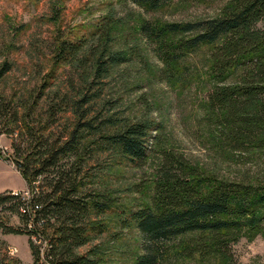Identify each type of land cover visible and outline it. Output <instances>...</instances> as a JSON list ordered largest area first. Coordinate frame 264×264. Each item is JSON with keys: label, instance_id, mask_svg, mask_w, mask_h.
<instances>
[{"label": "rangeland", "instance_id": "rangeland-1", "mask_svg": "<svg viewBox=\"0 0 264 264\" xmlns=\"http://www.w3.org/2000/svg\"><path fill=\"white\" fill-rule=\"evenodd\" d=\"M228 1L173 0L151 9L129 0H0V67L5 63L11 66L0 81V93L27 106L22 112L31 114L26 121L28 127L58 141L67 140L85 121L78 120L73 105L88 88V67L92 63L88 49L100 43L103 21L111 14L118 23L112 27L110 48L124 51L131 62L116 67L112 78L106 80L104 98L93 105L88 121L99 128L104 118L113 116L119 124L147 121L153 126L148 157L141 163L103 145L101 134L95 130L80 133L83 190L103 195V199L112 201V208L100 219L106 231L93 236L79 253L97 249L102 264H136L141 236L133 226L124 227L123 217L149 203L165 152L183 156L206 176L220 181L264 186V149L233 151L220 146V133L207 98L218 84L210 71L212 47L171 61L166 57L170 39L155 42L144 39L141 33L147 23L162 28L218 17ZM64 42L85 43L78 54V65L57 61ZM64 96L71 105L59 111ZM13 141L12 136L0 137V194H21L29 200L31 190L14 162ZM75 162V158L69 160ZM9 207H0V253L7 260L22 263L18 251L11 254L13 248L5 240L14 243L29 237L4 232L9 227L24 228L21 216ZM199 238L191 235L184 242ZM179 245L178 240L169 246L166 264H264V224L261 230L245 231L231 246V261L201 253L192 258L177 256Z\"/></svg>", "mask_w": 264, "mask_h": 264}, {"label": "trees", "instance_id": "trees-1", "mask_svg": "<svg viewBox=\"0 0 264 264\" xmlns=\"http://www.w3.org/2000/svg\"><path fill=\"white\" fill-rule=\"evenodd\" d=\"M129 1L159 9L173 0ZM117 23L112 14L106 17L100 43L88 49V59H92L88 88L80 101L73 102L78 120L85 121L67 140L52 141L50 136L28 127L26 121L31 114L22 112L27 106L0 93V137L14 138V162L32 195L25 200L21 194H0V207L9 204L24 224V228L9 227L4 232L29 237L33 264H102L97 249L86 254L78 252L91 243L93 236L106 231L100 219L112 208V201L103 199V195L83 190L80 133L95 130L101 134L103 145L134 163L148 157L153 130L149 122L119 124L109 116L98 128L88 121L93 105L104 98L106 80L112 78L116 67L131 62L124 51L110 48V34ZM141 33L144 39L155 42L170 39L166 57L171 61L211 46L210 71L218 84L207 98L220 133V146L233 151L264 149V0H229L218 17L162 28L147 23ZM84 47L85 43H62L57 61L78 65V54ZM10 71L11 66L3 64L0 81ZM70 105L67 96L61 97L59 111L68 110ZM72 158L76 159L73 164L69 163ZM123 218L124 227L133 226L141 236L136 264H166L169 246L178 240L177 256L192 258L201 253L231 261V246L243 233L262 229L264 186L220 181L206 176L183 156L165 152L149 203ZM195 234L200 236L198 240L184 242ZM0 264L22 263L7 260L0 253Z\"/></svg>", "mask_w": 264, "mask_h": 264}, {"label": "crops", "instance_id": "crops-1", "mask_svg": "<svg viewBox=\"0 0 264 264\" xmlns=\"http://www.w3.org/2000/svg\"><path fill=\"white\" fill-rule=\"evenodd\" d=\"M0 187H2L0 185ZM10 245V248L17 249V254L20 260L22 261V264H33V256L31 253V249L29 246V240L26 236L22 237L21 240H13L14 243H11L9 240H5ZM19 241H23V244H19Z\"/></svg>", "mask_w": 264, "mask_h": 264}, {"label": "built area", "instance_id": "built-area-1", "mask_svg": "<svg viewBox=\"0 0 264 264\" xmlns=\"http://www.w3.org/2000/svg\"><path fill=\"white\" fill-rule=\"evenodd\" d=\"M17 195V194H16ZM25 213V210H22ZM11 254H14L17 252V250L15 248H13L12 250H10Z\"/></svg>", "mask_w": 264, "mask_h": 264}]
</instances>
